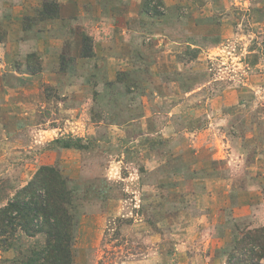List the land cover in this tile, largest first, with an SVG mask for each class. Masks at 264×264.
I'll list each match as a JSON object with an SVG mask.
<instances>
[{"label":"rangeland","instance_id":"374dc122","mask_svg":"<svg viewBox=\"0 0 264 264\" xmlns=\"http://www.w3.org/2000/svg\"><path fill=\"white\" fill-rule=\"evenodd\" d=\"M43 167L72 264H225L264 226V0H0V208Z\"/></svg>","mask_w":264,"mask_h":264},{"label":"trees","instance_id":"16d2710c","mask_svg":"<svg viewBox=\"0 0 264 264\" xmlns=\"http://www.w3.org/2000/svg\"><path fill=\"white\" fill-rule=\"evenodd\" d=\"M58 177L54 169L41 168L0 208V244L7 245L17 232L27 237L39 233L47 236L45 248L32 256L35 258L28 264H72L70 224L52 191ZM225 264H264V226L235 236Z\"/></svg>","mask_w":264,"mask_h":264}]
</instances>
